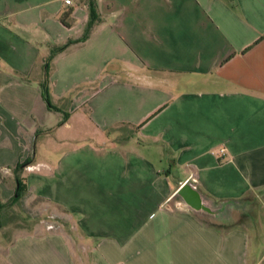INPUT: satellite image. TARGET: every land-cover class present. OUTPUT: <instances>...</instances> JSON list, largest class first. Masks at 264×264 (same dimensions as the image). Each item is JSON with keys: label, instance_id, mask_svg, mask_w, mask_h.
<instances>
[{"label": "crops", "instance_id": "obj_1", "mask_svg": "<svg viewBox=\"0 0 264 264\" xmlns=\"http://www.w3.org/2000/svg\"><path fill=\"white\" fill-rule=\"evenodd\" d=\"M95 4L50 111L86 0H0V264H264V0Z\"/></svg>", "mask_w": 264, "mask_h": 264}, {"label": "trees", "instance_id": "obj_2", "mask_svg": "<svg viewBox=\"0 0 264 264\" xmlns=\"http://www.w3.org/2000/svg\"><path fill=\"white\" fill-rule=\"evenodd\" d=\"M86 7H87V16L88 17H87V22H86V24H85V26H84V28L82 30L81 35L77 39H75V40H67L64 44H62L60 46L52 47L50 49V52H49L48 57L46 58V60L43 63V80L39 84V87H40V90H41V97H42L43 101L46 104V108L48 110H50V111H55L57 109L55 107H53L50 104V102H49V94H48V88H47L48 63H49V61L51 60V58L53 56H55L56 54L62 52L69 45L75 44V43L84 42L88 38V36H89V34H90L93 26L98 23L99 18H98V15L96 13L95 0H86ZM64 16H65L64 18H67L68 15L65 14ZM64 18L62 17L60 19V21H61V23L64 26L68 27L69 24L66 22V20ZM64 120H65V115L62 114V119H61L60 124H62L64 122ZM29 163H30V160H25L22 163L17 164L14 167L13 172H14V180H15V184H16V188L14 190V195L8 201V203H6L4 205H0V210L3 207L9 208V207L13 206L14 204H16L21 199L22 194L24 192V186H23V184L21 183V180L18 177V172L20 170H22V168H24L25 166H27ZM0 225H1V223H0Z\"/></svg>", "mask_w": 264, "mask_h": 264}, {"label": "rangeland", "instance_id": "obj_3", "mask_svg": "<svg viewBox=\"0 0 264 264\" xmlns=\"http://www.w3.org/2000/svg\"><path fill=\"white\" fill-rule=\"evenodd\" d=\"M58 104V103H57ZM54 119H57V122L55 123L57 126H58V128L57 129H59V130H57L58 132H63V133H67L68 131L66 130V128H64V127H61V125L62 124H60V122H61V119H62V116H61V114H58V115H55V118ZM52 132V133H51ZM50 133H51V135H49V137L47 138V141L48 140H50V139H52V136L53 135H55V134H53V131H51ZM57 132V133H58ZM54 137V136H53ZM43 145H42V151H43V153H44V155H45V152L47 151L48 152V154H49V152H50V148H49V146H48V144H46L45 142L44 143H42ZM40 145H37V149H36V156L37 157H35V159H40L39 158V156H43L40 152H39V150H41V146L39 147ZM42 159H45V158H42ZM20 203L22 204V201L20 200ZM20 203H17V205H14V207L13 208H11L10 209V213L9 214H7V210L5 211H3L4 212V214L1 216V219H0V223L1 224H3V225H8V224H10V225H13V226H17L19 223H21V221H20V216H18V213L16 212V211H19V204ZM26 218H28V219H30V221L31 220H41V219H43V220H48V221H52L54 218L52 217V218H50V217H47V216H44V213H42V214H35L34 212H32V213H28V212H26V216H25ZM43 217H45V218H43ZM63 223H64V226H65V228H68L69 229V231H72L73 233H74V231H73V228L71 227V224L67 221V220H65L64 218L61 220Z\"/></svg>", "mask_w": 264, "mask_h": 264}, {"label": "water", "instance_id": "obj_4", "mask_svg": "<svg viewBox=\"0 0 264 264\" xmlns=\"http://www.w3.org/2000/svg\"><path fill=\"white\" fill-rule=\"evenodd\" d=\"M188 187L191 188L192 190H195L191 184L184 183L179 190V194L191 209L204 213L206 208L200 201L199 203H196L195 199L192 196H190L189 192L187 191Z\"/></svg>", "mask_w": 264, "mask_h": 264}, {"label": "built area", "instance_id": "obj_5", "mask_svg": "<svg viewBox=\"0 0 264 264\" xmlns=\"http://www.w3.org/2000/svg\"><path fill=\"white\" fill-rule=\"evenodd\" d=\"M70 3V0H64V4H69ZM220 153H223V150H220Z\"/></svg>", "mask_w": 264, "mask_h": 264}]
</instances>
